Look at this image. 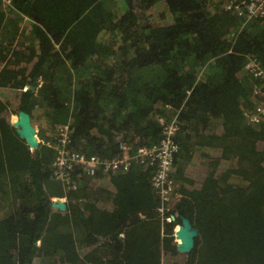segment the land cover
I'll list each match as a JSON object with an SVG mask.
<instances>
[{"label": "trees", "instance_id": "trees-1", "mask_svg": "<svg viewBox=\"0 0 264 264\" xmlns=\"http://www.w3.org/2000/svg\"><path fill=\"white\" fill-rule=\"evenodd\" d=\"M118 1L122 6L14 0L16 12L0 2V57L16 37L7 14L27 16L33 39L21 37L17 44L36 51L37 60L12 73L43 81L34 94L20 91V109L37 121L41 140L68 119L73 149L108 157L117 154L120 141L132 150L158 141L155 117L176 113V176L204 151L228 160L209 172L217 190L180 187L183 196L165 215H176L177 222L187 217L198 231L181 264H264V130L244 117L261 97L253 92L259 82L243 72L248 56L264 65V18L244 22L224 0ZM91 14L101 29L88 32L89 43L84 28ZM8 78H0V86ZM1 109L0 103V264H163L151 169L133 164L113 177L112 210L90 198L87 176L76 166L73 180L83 190L65 191V212L50 211L53 150L42 146L31 156ZM170 225L164 224L167 234ZM84 245L93 247L89 261L80 256Z\"/></svg>", "mask_w": 264, "mask_h": 264}, {"label": "built area", "instance_id": "built-area-1", "mask_svg": "<svg viewBox=\"0 0 264 264\" xmlns=\"http://www.w3.org/2000/svg\"><path fill=\"white\" fill-rule=\"evenodd\" d=\"M13 1L0 0L5 7L15 10ZM224 4L227 9L242 17L244 22L264 18V0H224ZM243 72L259 83L264 82V65L253 56L247 57ZM253 92L260 96L261 100L253 106L248 119L252 122H260L264 120V84L255 86ZM156 120L161 128V136L158 141L147 146L137 145L134 150H132V144L120 141L118 143L119 150L113 157H108L106 153L88 154L73 149L68 119L59 124L49 137L39 140V147L45 146L53 150L51 179L59 182L65 191H76L78 188L77 183L73 180V170L76 166L80 167L84 174L91 176L99 173L116 175L128 171L133 164L151 169L149 181L152 190L159 199L157 213L160 215L161 235H167L164 224L171 223L168 231L174 240L171 232L173 219L171 214L166 217L165 215L173 209L174 196L177 195V198L182 196L181 193H176L175 180L171 175L175 155L180 150L176 138L181 132V127L176 113L169 119L163 114L156 116Z\"/></svg>", "mask_w": 264, "mask_h": 264}, {"label": "crops", "instance_id": "crops-1", "mask_svg": "<svg viewBox=\"0 0 264 264\" xmlns=\"http://www.w3.org/2000/svg\"><path fill=\"white\" fill-rule=\"evenodd\" d=\"M7 16H9V20L14 21L15 23V27L21 29L22 31L24 30V33H22L21 37L22 39H33V33L31 32L32 29V23H28L25 21H21L19 19V17L17 15H12L11 12L7 14ZM26 31V32H25ZM27 45V42L25 44V46ZM20 48H24L21 47ZM28 55V56H27ZM18 58L20 61H17V66L18 68L20 67L21 69L26 68V67H32V65L34 64V62L37 60V54L36 51L32 50L30 52L27 51V53H21L19 55H14L12 58ZM20 69V70H21ZM4 70V69H3ZM3 70L0 72V78H12L13 76H9L7 75L6 77L4 76ZM12 73V72H11ZM23 75H20V79L19 81L22 83L21 79H22ZM264 84V82H260L259 85ZM258 85V86H259ZM210 135V134H208ZM203 153H205V155H203L201 157L197 156L195 158L194 156V162H192L191 164L194 165L195 167L192 168L191 164H189V171H184V175L179 174L178 176L175 175V167L172 168V174L174 175V180H175V191L178 193H181L180 191H178V188L182 187L183 191L185 192H189V191H201L203 190L207 185L211 188V189H215L217 190V186L218 184H216V181L214 180V174H211L209 172H212V167H215L214 165L217 166H221L224 163H226L228 160L226 158H224L223 156H217V155H209L207 154L206 151H204ZM210 160V161H209ZM188 164V163H187ZM206 166H208V169L206 171ZM124 174V173H121ZM121 174H116V175H112V174H97L95 176H91V175H86L87 176V180L88 182L86 183V187L88 188V191L90 193H94V196H90L91 199H93V201L97 204V206H104L105 208L108 209H112V210H116V206L113 204L112 201V197L115 193H117L116 188H115V184L113 182V177H119L118 175ZM212 180L214 181V184L212 183ZM209 182H211V185ZM78 190L79 188L83 190V186L78 184ZM46 187V186H45ZM52 188H56L55 192H52L51 194H49L50 199L51 200H67L68 198L67 196L64 197L65 195V190L64 188L61 186L60 183H58L57 181H53L52 182ZM220 188V186L218 187ZM222 190H224V187L221 188ZM218 191H222V190ZM47 191H49L48 188H46ZM210 190V189H208ZM58 191V192H57ZM82 197H88L87 194L82 193ZM193 199H198L196 195L192 196V200ZM66 201V203H67ZM177 201V200H175ZM65 202V201H64ZM174 204V201H173ZM172 204V205H173ZM174 207V206H173ZM60 212V211H59ZM69 214V222H71V225L74 223L76 224L78 222L77 218L75 217V215L71 212H68ZM161 223V221H160ZM158 224V223H157ZM161 230V226L159 227ZM120 236H122V234H120ZM160 240H161V257H162V261L163 264H173L174 262H178L179 260L176 259V261H174L175 259V254L176 255H182L184 256L185 254H179L176 252L175 250V242L172 238V236H170L169 234L167 235H160ZM70 242H75V240L73 239V237L71 236ZM165 247V253L163 255V249ZM92 245H84L81 248L80 251V256L82 260H91L94 258V254L92 253ZM107 258H110V256L105 255ZM104 255H100L99 257L102 258V260H105ZM176 262V263H177Z\"/></svg>", "mask_w": 264, "mask_h": 264}, {"label": "water", "instance_id": "water-1", "mask_svg": "<svg viewBox=\"0 0 264 264\" xmlns=\"http://www.w3.org/2000/svg\"><path fill=\"white\" fill-rule=\"evenodd\" d=\"M14 12H16V11L14 10ZM17 16L19 17V19H20V17L22 18V20H21L22 22L28 19L27 16L22 15L20 13ZM13 31L16 33V37H15V41H14V43H12L11 47L16 46V48H19L17 41H19V38H21V33L24 30L22 31L21 29L14 27ZM13 54H14V52L10 48L9 50L4 52V55H2V57H0V71H1V69L8 67L10 61L8 62L7 60H10L12 58ZM38 82H39V76L36 75L33 77L31 83L27 84V86L25 88L26 93L34 94L37 90L36 84ZM252 106H254V105H252ZM252 110H253V107L250 110H248L247 113L244 115L245 122H248V123L264 130V120H261L260 122H252L248 119V115ZM177 118H178V116H177ZM155 119H156V117H155ZM10 124H11V129L25 143L30 155L31 156L37 155V153L40 149L39 140H41V139L37 138V131L38 130L34 126V123L31 120V116H30L29 112L25 111L23 109H19L17 112V115H16V119L11 121ZM180 133H179V135H180ZM179 135L177 136V138L179 137ZM177 138H176V140H177ZM214 155H217V154H214ZM217 156H221V154L217 155ZM77 185H78V183H77ZM47 208L50 211L58 210L60 212H64L66 209V203L64 201H61V200L49 199V201L47 202ZM171 218L173 219L171 232L173 233V236H174L175 250L179 254H185L186 255L192 250V248L194 246L195 238L198 235V231L191 224L190 220L187 217L180 216L179 222L176 221V218H177L176 215L171 214ZM34 245L38 246L39 241H35Z\"/></svg>", "mask_w": 264, "mask_h": 264}, {"label": "rangeland", "instance_id": "rangeland-1", "mask_svg": "<svg viewBox=\"0 0 264 264\" xmlns=\"http://www.w3.org/2000/svg\"><path fill=\"white\" fill-rule=\"evenodd\" d=\"M110 2L114 5H119V6H122V3L119 2L118 0H110ZM99 11V10H98ZM97 11V12H98ZM123 12V8L121 9V11L119 13H116L117 15H120L121 13ZM124 14V13H123ZM95 15L94 14H91L90 17H89V20L87 21L88 23L85 25V28H84V37L85 39L90 43L92 42L91 38L88 36V32L89 31H96V30H100L101 29V26L98 25L95 21ZM111 19H108L107 20V27H110L111 29H113V25H114V21H109ZM13 31V30H12ZM97 32H95L96 34ZM12 51L14 52L13 56L15 55H19L21 53H27V50L25 48H16V46H12L11 47ZM12 56V57H13ZM28 56V55H27ZM8 62L10 61L9 65L7 68H4L1 69V71L3 70V73H4V76L6 77L7 75L9 76H14L12 78H8L6 80V83H4L3 85L0 86V103L2 104V109L3 111L1 112V114L6 118L7 116L9 117V120H10V123L11 121L15 120L16 119V115H17V112L18 110L20 109V101L18 100L19 98V93L20 91H23L25 90L27 84L31 83L30 81V77H22L21 81L22 83L19 81L20 79V75H17L15 76L14 73H11L12 71L14 70H20L21 68L16 64V62L20 61L18 58H11L10 60H7ZM15 65V66H14ZM30 70H32L30 68ZM0 71V72H1ZM43 81L41 80V78L39 77V82L36 84V87L37 86H40L41 83ZM238 85V83H237ZM231 95H232V98L234 101H237L236 100V96H237V91H231ZM1 109V110H2ZM37 121L34 122V126L36 127V129L38 130V127L37 125ZM38 139H40L38 136H37ZM210 161V160H209ZM188 164H191L190 162H188ZM59 183V182H58ZM178 193V192H176ZM183 196V195H182ZM178 196L176 195V197L174 196L173 200H174V204L176 203L175 200H177ZM172 200V201H173ZM65 203L67 200H64ZM171 205H172V202H171ZM65 212V211H64ZM160 216V215H159ZM165 247L163 249V255L164 254H167L165 253ZM213 258H218L220 256L219 253H213V254H210ZM175 259L174 261H176V259H178L179 261L176 263L174 262L173 264H181V261L183 260L184 261V257L185 256H178L175 254Z\"/></svg>", "mask_w": 264, "mask_h": 264}]
</instances>
